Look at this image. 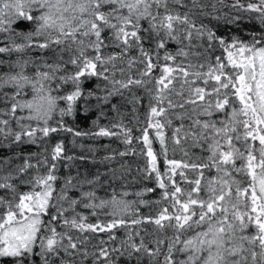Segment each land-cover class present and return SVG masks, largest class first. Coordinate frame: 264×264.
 Here are the masks:
<instances>
[{
  "label": "snow or ice",
  "instance_id": "obj_1",
  "mask_svg": "<svg viewBox=\"0 0 264 264\" xmlns=\"http://www.w3.org/2000/svg\"><path fill=\"white\" fill-rule=\"evenodd\" d=\"M217 2L222 4L223 0ZM172 5L186 10L180 11ZM211 6L215 8L216 4ZM205 7L201 0H189L188 3L185 0H0V34H5L0 37V54L9 57L12 53L19 54L15 60H0V66L8 69L0 72V91L13 89L11 94L4 93L5 102L10 101V107L0 110V136L12 137L13 143H20L23 137L34 143L37 131L45 137L56 132V127L48 125L53 113L58 111L61 118L73 115L76 103L81 99L85 101L86 112L89 99L95 98L99 107L108 104L114 94L122 95V89L145 85L149 81L143 77H150L158 66L153 57L158 61L160 50H165L163 60L173 63H166L161 76L155 78L154 103L149 105L142 141L149 158V168L145 171L149 176L155 173L157 186L163 190V198L171 202L173 211L165 207L156 217L132 219L131 224L148 222L158 230L174 229L167 243L164 239H157L154 248H149L143 239L136 243L129 234L120 248L100 247L89 253L87 248L80 247L85 241L79 236L74 238L71 230L110 232L128 221L113 219L101 226L87 223V218L80 213L71 218L65 214L75 212L81 201H87L83 207L110 206L113 209L110 214L116 216L117 210L127 213L131 203L117 200L113 195L110 200L96 204V194L91 189L80 191L79 198L73 197L69 193L76 190V184L71 176L64 179L57 193L59 177L55 174V163L48 165L45 159L41 163L48 171L40 174L39 166L25 158L22 164L5 172V166L11 164L10 159H5L0 161V190L5 192L0 195V262L76 264L71 257L80 256V264L89 257L92 264L101 261L116 264L113 253L121 257L126 255L129 259L134 253H143L155 259L161 255L166 243L162 264H264V0H234L231 5L237 11L256 14L254 18L261 30L249 33L250 39L247 40L236 35L226 40L202 22L197 25L193 19L196 9L200 10V15H211L203 11ZM240 19V16H234L228 22L236 23ZM142 22H146L147 27ZM106 31L109 32L107 36L104 35ZM142 31L154 41V49H145ZM169 43L181 45L175 55L166 51ZM214 43L227 55L223 58L217 56L213 64L206 53ZM111 47L119 51L104 55L103 50ZM133 48L138 51V56L130 55ZM198 48H204V52L196 51ZM31 51H38L39 58L28 55ZM177 56L184 57L187 63L176 64ZM192 57L197 59L193 61ZM138 63L143 65L140 78L130 74L126 78H116L117 72L124 77ZM121 64H126V68L120 67ZM228 67L233 69L231 73L225 71ZM29 68L33 69L31 73ZM91 77L109 81L112 88L105 89L103 96L93 91L85 92L82 78ZM178 79L179 88L174 83ZM67 84L72 85L71 91L63 95L53 94L59 93ZM27 90L31 92V99L23 98L28 94ZM172 94L178 99L173 100ZM59 101H64L66 107L60 108ZM131 102L138 103L139 98L134 96ZM187 105L193 106L190 111L197 118L188 114ZM172 109H185L176 113V117L183 120L187 116L192 121L187 130L183 123L174 129V144L181 146L187 156L183 142L190 138L193 148H203L202 142L206 143V150L210 153L206 162L167 160L163 129L172 124L166 115ZM25 111L26 116L17 115ZM215 114H223V118H199ZM159 117H164V121ZM12 120L20 131L12 130ZM23 120L37 121V127L21 123ZM113 127H120L124 142L131 143L129 130L122 125ZM148 129L156 130L169 166L168 172L161 173L157 167ZM64 130L73 132L71 128ZM74 134L89 135L79 131ZM91 135L110 137L119 133L100 127ZM241 139L243 151L234 143ZM62 152V145L57 144L51 155L52 161L61 158ZM126 154L119 153L121 156ZM238 160L242 161L240 165L236 163ZM32 168L37 169V174L21 179ZM184 169L196 171V178L189 180ZM204 169H215L217 174L205 179ZM234 172L249 178L246 187H241V182L233 176ZM176 175L191 183V190L185 192L174 179ZM202 180H205L206 198L199 195ZM13 181H19V184ZM94 182L80 183L82 187L84 183L92 185ZM20 184L27 190L20 191ZM58 228L66 230L58 231ZM189 231L193 234L185 235ZM115 238V235L109 237L110 240Z\"/></svg>",
  "mask_w": 264,
  "mask_h": 264
},
{
  "label": "trees",
  "instance_id": "obj_2",
  "mask_svg": "<svg viewBox=\"0 0 264 264\" xmlns=\"http://www.w3.org/2000/svg\"><path fill=\"white\" fill-rule=\"evenodd\" d=\"M186 3L189 0H185ZM206 7L203 9L204 12L211 13L209 16L200 15V10H195V19L197 25L201 22L207 25L215 34L219 37H223L226 40L230 39L233 35L240 36L241 38L247 40L250 39L249 33L252 31H259L260 25L258 21L254 18L255 13L240 12L231 7L234 0H223V3H218L217 0H201ZM241 2H246V0H241ZM215 3L216 7L212 8V4ZM172 7L177 8L180 11H185L186 9H179V6L172 5ZM234 16H240L241 19L236 23H229V19ZM213 17H219L215 19ZM144 27H147L146 22H142ZM16 27V25H14ZM20 27H23L21 25ZM142 36L145 37L143 44L146 50H152L155 48L154 41L147 38V33L141 32ZM5 34H0L2 37ZM105 36L109 35V32L104 33ZM19 42V37L16 38ZM42 39V38H41ZM205 46L207 42L205 41ZM2 46V45H0ZM181 45L176 43H169L166 51L175 55L179 50ZM196 51L204 52V48L195 49ZM104 55L118 52L119 49L115 47L106 48L103 50ZM165 50H160L161 58L157 61L154 59V63L158 66L152 70L150 77H143L145 81H149L143 86H132L130 89H122V95L114 94L109 98L108 104H103L97 106V101L95 98L89 99L87 103V111H84L85 101L83 99L77 101L75 106V112L73 115H66L63 118L59 115V112H55L52 118L48 121L50 127H56L58 130L56 132H50L47 137L37 131L34 138L35 142H27L28 138L23 137L20 143H13L12 137L5 139L0 136V161L5 159H10L11 164L5 166L4 171L11 170L15 168L16 165L22 164L25 158H30L34 165L39 166V173L44 174L48 171L47 166L43 162L47 160L48 165L55 163L57 165L56 175L59 179L56 181L57 193L63 186L64 179L71 176L74 177L73 183L76 184V190H72L69 195L79 198L80 191L93 190L96 194V204H99L101 200H110L113 195L116 196L117 200H125L131 203V208L127 213L117 210V215L113 216V209L110 206H105L103 208L97 207L85 208L84 203L87 201H81L80 204L76 206L75 212L69 211L65 215L71 218L76 213L87 218L86 222L91 224H99L101 226L110 223L113 219H124L128 221L126 225L118 226L117 228L109 231H97L91 232L86 231L80 233L77 230H71L70 234L75 238L79 236L85 242L80 245V247L87 248L89 253L96 252L100 247H121V242L126 241L131 234L132 238L136 243H139L143 239L144 243L149 248H154L155 241L157 239H164L167 243L168 238L172 237L174 234V229L165 228L163 230H158L157 227L148 222H144L138 225L131 224L132 219H140L145 217H156L165 207L169 211H173L171 207V202L165 200L162 196V189L157 186L155 179V173L151 176L145 171L149 168V158L146 154V146L142 141L143 130L147 127L149 105L154 103L152 100V93L155 91V78H158L162 74V69L166 63L172 64L173 62H165L163 60ZM91 54V53H90ZM19 54L12 53L9 57L8 54H0V60H15ZM34 59H38L40 53L38 51H31L28 53ZM46 55H50L47 53ZM131 56H138V51L133 48L130 52ZM206 55L210 58L211 63H215V58L217 56L226 57V53L219 47L218 44H213V47L208 49ZM67 58V57H65ZM193 61L197 58L192 57ZM201 61L203 58H200ZM187 63L184 57L177 56L176 64ZM226 63V60H225ZM120 67H125L126 64L119 65ZM142 64H136L130 73H126L124 77L121 76L119 72L116 73V78H126L127 74L132 75L134 78L139 77V71L142 70ZM6 66H0V72L7 71ZM69 70H72L69 66ZM98 70H100L98 68ZM206 70V69H205ZM29 73L33 69H28ZM225 71L231 73L233 69L228 67ZM111 75V73H109ZM85 80L83 88L85 92L93 91L96 95L103 96L106 94L105 89H111L112 85L109 81H105L102 78L91 77L82 78ZM175 86L179 88V79L174 82ZM197 83H200L199 81ZM99 85V87H97ZM211 87V83L209 84ZM72 90V85L67 84L61 89L59 93H53L54 95H63ZM13 89L5 88L0 91V110H6L10 107V101L5 102L4 93H9ZM28 94L25 95L24 99H31V92L27 90ZM138 97V103H132L133 97ZM172 99H178L175 94H172ZM115 105V109L113 108ZM59 107H66L64 101H59ZM192 105H187L186 109L188 114L192 115L193 119L197 118L195 114L191 113ZM185 109H172L169 110L166 115L172 120L170 126H166L163 131L165 134V143L167 147V160L184 161L186 163H201L206 162L207 157L210 153L206 150L207 144L202 142L203 148L191 147L192 141L189 138L186 142H183V148L188 152V155H184V151L181 150V146L174 144L172 140L173 132L176 127H179L182 123L185 130L191 125L192 121L185 116L183 120L176 117V113L184 112ZM17 115L26 116L27 112H18ZM7 118V117H4ZM201 120L212 119L218 120L223 118V114H215L212 117H199ZM163 122L164 117H159ZM21 123L25 125H31L32 127H37V121L34 120H23ZM62 125V126H61ZM113 125H122L124 129L129 130L131 136V143L127 144L124 142V134L120 127H113ZM41 126L42 122H41ZM10 127L13 131H20L19 126L16 124L15 120H12ZM100 127L110 129L112 132L119 133V135H113L110 137H102L91 135L99 130ZM65 128L73 129V132L65 131ZM89 133V135L76 136L75 132ZM149 139L152 141V150L157 156V167L161 173L169 171V166L165 161V156L163 153V148L156 137L155 129H148ZM243 139L240 141H234L236 146H240L241 149L244 147ZM57 144H61L63 147V152L61 158L56 161H52L51 155L53 149ZM121 152H126L124 156L119 155ZM71 157V159H68ZM242 163V161H240ZM179 171V170H177ZM189 180L196 178V171L191 169H184ZM205 173V179L210 176H215L217 173L215 169L209 171L208 169L203 170ZM37 174V169H29L28 173L21 177V179L27 178L31 175ZM233 176L241 182V187H246L249 178L243 173H233ZM98 177V179H97ZM174 179L178 182L179 186L185 190V192L191 190L193 185L181 179L179 175H176ZM93 180L95 181L92 185L84 183L81 187V181ZM19 184V181H13ZM165 182L167 183V178L165 177ZM202 191L200 192L201 198H206L207 192L205 188V180L201 182ZM147 189H154L153 191H146ZM20 191H26L27 187L25 185H19ZM169 191L172 190L169 186ZM126 193V195H125ZM139 194V195H138ZM0 195H5L3 190H0ZM56 195V193H54ZM193 195H196L193 193ZM184 198V197H182ZM143 201L144 203H142ZM197 211H199L197 209ZM95 213V214H93ZM167 223V222H166ZM58 231H65L64 228H58ZM251 231V229H249ZM139 233V235H137ZM193 232L189 231L185 235H192ZM115 235L114 240H110L109 237ZM183 238V237H182ZM104 241V244H101ZM66 242V241H65ZM166 243L162 246V253L159 257L153 259L149 258L143 253H134L133 258L129 259L126 255L121 257L118 253H113L116 257V264H162L163 252L166 251ZM139 257V260L136 259ZM181 258V257H178ZM71 259L75 260L76 264H80L81 257L74 256ZM3 264V262H0ZM84 264H92V259L89 257L84 260ZM100 264H103L101 261Z\"/></svg>",
  "mask_w": 264,
  "mask_h": 264
},
{
  "label": "rangeland",
  "instance_id": "obj_3",
  "mask_svg": "<svg viewBox=\"0 0 264 264\" xmlns=\"http://www.w3.org/2000/svg\"><path fill=\"white\" fill-rule=\"evenodd\" d=\"M237 107H239V104H238V102H237ZM242 144H243V142H242ZM240 149H241V147L240 146H238ZM256 147L258 148L259 147V143H258V141L256 142ZM243 149H241L242 151L244 150V147H242ZM257 155H258V153H257ZM237 165H240L241 164V162L238 160L237 162Z\"/></svg>",
  "mask_w": 264,
  "mask_h": 264
}]
</instances>
